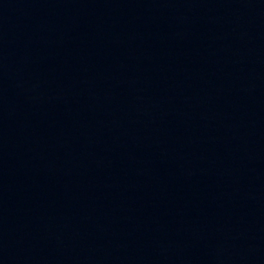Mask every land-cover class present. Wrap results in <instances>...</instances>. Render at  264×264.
<instances>
[{
    "label": "water",
    "instance_id": "1",
    "mask_svg": "<svg viewBox=\"0 0 264 264\" xmlns=\"http://www.w3.org/2000/svg\"><path fill=\"white\" fill-rule=\"evenodd\" d=\"M0 264H264V0H0Z\"/></svg>",
    "mask_w": 264,
    "mask_h": 264
}]
</instances>
